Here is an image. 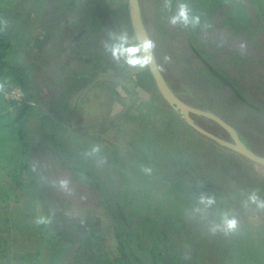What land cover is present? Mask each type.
<instances>
[{
  "label": "rangeland",
  "instance_id": "rangeland-1",
  "mask_svg": "<svg viewBox=\"0 0 264 264\" xmlns=\"http://www.w3.org/2000/svg\"><path fill=\"white\" fill-rule=\"evenodd\" d=\"M9 1L0 0V8L6 7ZM69 1L33 0L29 7L28 21L42 49L31 61L33 84L37 93L43 95L40 101L44 103L48 99L58 100L57 87L63 84L70 70L68 64L71 63L62 54L66 51V55L68 46L62 50L61 37L53 38L45 47L58 16L66 15ZM186 1L189 3V0H140L147 31L155 43L159 68L185 103L222 118L254 153L264 157V0H196L201 8L197 15L191 14L189 9V18L198 17L199 23L173 25L171 17ZM95 6L106 10L104 18L109 36L126 32L137 42L129 0H96ZM203 36L208 43L213 41L214 47L202 48ZM199 50L204 53L199 54ZM20 52L18 48L16 58L21 57ZM210 67L217 69L231 85L219 79ZM144 74H151L148 67L140 70L115 61L110 68L82 81L83 87L72 93L66 114L68 124L62 121L69 131L76 132L77 138L72 141L74 149L87 150L100 168L107 166L102 178L107 183L108 194L115 202V210L126 213L127 234L135 237L129 240L125 260L131 264H264V215L256 204L248 201L253 192L264 200L263 165L235 151L241 163L219 158L216 165L208 163L209 184L205 185L208 191L199 190L202 193L194 196L216 194V185L219 192L226 193L225 212L239 221L238 228L227 234L221 230L211 231L214 225L221 223L212 206L204 209L199 199L189 204L184 200L187 195L179 193L174 188L176 185L165 187L162 178L153 179L147 172L130 170L135 162H143L145 154L166 144V136L168 141L165 142H171L170 145L174 141L179 145L181 138L188 139L185 130L174 127L172 120L167 119L169 107L157 85L152 93L139 87ZM19 91L13 85H6L0 93L11 100L21 98ZM12 113L14 110L9 106L0 104V264H49L46 250L56 233L42 208L32 176L21 167V147L14 122L9 117ZM178 115L182 121V114ZM164 118L171 126H164ZM193 119L216 136L231 140L217 123L199 115H193ZM34 123L39 124L37 120ZM175 126H178L176 122ZM158 127L166 129L159 131ZM96 140L105 144V149L98 147ZM94 148L99 151L93 152ZM52 166L48 159L42 160L40 168L45 175L46 190L61 194L60 184L51 172ZM122 166L128 170L127 180H120ZM128 180L133 183L132 190L141 188L142 205L136 191L126 188ZM132 194L136 198L134 203L130 201ZM141 208L153 219L160 215L164 224L176 226V232L168 227L163 229L164 225L161 240H150L152 236L140 215ZM196 208L203 211L196 212ZM39 218L46 223L38 224ZM166 235L173 247L172 255L166 251ZM95 260L100 264L105 261L100 256Z\"/></svg>",
  "mask_w": 264,
  "mask_h": 264
},
{
  "label": "trees",
  "instance_id": "trees-1",
  "mask_svg": "<svg viewBox=\"0 0 264 264\" xmlns=\"http://www.w3.org/2000/svg\"><path fill=\"white\" fill-rule=\"evenodd\" d=\"M31 1L33 0H23L19 3L18 0H10L6 7L0 8V85L3 88L6 85H13L20 90L21 95L20 99L6 100L3 93H0V104L14 110L9 117L14 122L16 138L21 147V167L32 176L42 208L56 233L54 241L46 250L50 259L49 264H100L95 260L99 256L105 259L102 264H131V261L125 260L124 255H127L129 240L135 237L127 234L124 228L126 213L115 210V202L108 194L107 183L102 178L103 174L106 175L104 170L107 166L100 168L87 150L74 149L72 141L77 138L76 132H71L66 127L67 119H69L66 114L72 93L79 87H83L84 79L105 68H110L115 63V60L109 57L110 53L104 49V43L111 42L107 32L109 29H106L105 25L106 10L102 6L96 7V0H70L66 15L58 16L51 38L46 42L45 47L50 45L53 38L61 37L62 50H65L66 45L68 46L66 55V51L62 54L71 64H68L70 70L64 80L65 83L57 87L58 100L48 99L49 102L44 103L40 101L43 95L37 93L33 84L31 61L42 49H39L28 21ZM192 1L189 0V3L186 1L183 4L187 5L191 14L193 12L197 15L201 8L200 3L196 0ZM142 14L144 18L143 10ZM202 33L207 32L202 30ZM202 38L203 41L200 40L204 44L202 48L209 50L213 46V41L208 43L204 36ZM71 45L75 47L69 49ZM190 45L194 47L192 42ZM18 48L21 51L20 58L15 57ZM193 49L196 53L197 49ZM198 52L204 53L200 50ZM210 69L225 84L231 85L219 75L217 69L213 67ZM68 78L70 82L66 84ZM155 85L153 76L144 74L139 87L152 93ZM154 97L156 99V95ZM166 104L169 107V111L166 112V115H169L167 119L172 120L174 127L181 131L185 130L188 139L181 138L179 145L175 141L170 145L171 142H165L168 141L166 136L164 140L166 144L162 143L161 148L159 145L155 151L145 154L143 162H135V167L132 166L130 170L135 173L147 172V175L153 179L162 178L165 187L176 185L174 188L182 195H187L184 200L190 204L198 201L199 198L194 195L202 193L199 190L208 191L205 185L209 184L206 174L209 162L216 165L215 161L219 158L221 161L232 159L241 163L239 159L241 157L196 131L185 119L182 118L181 121L179 112L168 103ZM43 108H47L52 117L45 113ZM34 120H37L39 124L36 125ZM63 120H66L65 124L62 123ZM165 122L164 118V126H171ZM175 122L178 126H175ZM164 129L166 127L159 128V131ZM96 144L101 149H105V144L100 142ZM44 159L52 162L51 172L57 184L58 182L60 184L62 180L68 182L67 190L60 186L61 194L53 190L47 193L45 175L40 168ZM121 170L120 180H127L125 178L128 176V170L124 166ZM109 172L107 174H110ZM132 184L128 180L126 188L131 189ZM216 186L218 193H204V195L214 197L215 204L212 207L220 222L227 200L224 195L226 193L219 192V185ZM132 191H136V197L139 196L140 203L141 188ZM134 199H136L135 194H132L131 203L135 202ZM140 204L139 206L142 207ZM149 208L150 206L147 205V209ZM261 213L264 215L263 209ZM141 214L150 230L152 236L150 240H161L159 237L163 235L162 227L166 225L162 221L164 219L161 220L160 215L159 218L153 219L152 215L145 213L142 208ZM167 227L174 233L177 230L176 226L169 225L163 229ZM178 231L182 232L180 229ZM167 236L162 239L166 241L164 243L166 251L172 255L170 250L173 247Z\"/></svg>",
  "mask_w": 264,
  "mask_h": 264
},
{
  "label": "water",
  "instance_id": "water-1",
  "mask_svg": "<svg viewBox=\"0 0 264 264\" xmlns=\"http://www.w3.org/2000/svg\"><path fill=\"white\" fill-rule=\"evenodd\" d=\"M129 14L132 22V27L134 28V34L136 37L137 42H142L144 39H150L149 33L147 31V27L144 22L140 0H129ZM154 59L153 62L148 66L155 82L158 87L159 92L161 93L164 100L171 105L175 111L182 114L185 121L193 127L196 131L201 133L202 135L214 140L219 145L228 148L232 151L242 154L246 158L250 159L251 161L261 164L264 166V157L260 156L253 152L244 141L240 138L237 131L225 122L222 118L217 116L211 111L193 107L187 103H185L172 89V87L168 84L167 80L165 79L164 75L162 74L155 51L153 53ZM45 113L52 117L51 113L48 111L47 108H43ZM193 115L203 116L218 125H220L223 129H225L228 134L230 135L231 140H224L215 134L209 132L208 130L199 126L195 120L193 119Z\"/></svg>",
  "mask_w": 264,
  "mask_h": 264
},
{
  "label": "clouds",
  "instance_id": "clouds-1",
  "mask_svg": "<svg viewBox=\"0 0 264 264\" xmlns=\"http://www.w3.org/2000/svg\"><path fill=\"white\" fill-rule=\"evenodd\" d=\"M170 2V0H169ZM170 23L173 25L177 23H183L187 26L189 23L193 25L199 23L198 17L189 18V9L186 4H180L177 14L170 19ZM110 43H104V49L110 53L113 60L118 63L123 61L130 68H136L143 70L147 68L154 59L153 53L155 49V43L151 39H144L142 42H134L135 38H130L126 32L115 34L110 33ZM241 47H244L241 45ZM167 59V57L165 58ZM3 90V86L0 85V91ZM99 151L98 148H94L93 152ZM60 186L67 190L68 182L60 181ZM248 201L256 204L260 209H264V200H261L259 196L253 192L248 196ZM199 204L204 205V209L210 208L215 204L214 197L201 195L199 197ZM196 212H202L203 209L196 208ZM38 224L46 223L43 218H39L36 221ZM239 226V221L235 216H230L229 213L224 212L221 214V224L214 225L211 229L212 232L221 230L226 234L234 232Z\"/></svg>",
  "mask_w": 264,
  "mask_h": 264
},
{
  "label": "built area",
  "instance_id": "built-area-1",
  "mask_svg": "<svg viewBox=\"0 0 264 264\" xmlns=\"http://www.w3.org/2000/svg\"><path fill=\"white\" fill-rule=\"evenodd\" d=\"M19 96H21V95H20V92H19Z\"/></svg>",
  "mask_w": 264,
  "mask_h": 264
},
{
  "label": "bare ground",
  "instance_id": "bare-ground-1",
  "mask_svg": "<svg viewBox=\"0 0 264 264\" xmlns=\"http://www.w3.org/2000/svg\"><path fill=\"white\" fill-rule=\"evenodd\" d=\"M207 119V118H206Z\"/></svg>",
  "mask_w": 264,
  "mask_h": 264
}]
</instances>
